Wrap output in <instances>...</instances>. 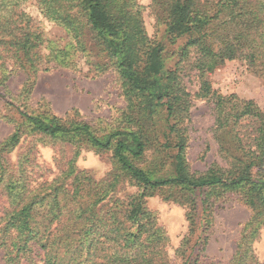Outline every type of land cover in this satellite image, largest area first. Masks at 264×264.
Here are the masks:
<instances>
[{"label": "trees", "instance_id": "obj_1", "mask_svg": "<svg viewBox=\"0 0 264 264\" xmlns=\"http://www.w3.org/2000/svg\"><path fill=\"white\" fill-rule=\"evenodd\" d=\"M21 1L0 0V100L21 119L0 144V193L9 203L0 215V264H21L24 258L36 264L35 252L45 264H174L167 252L170 238L147 206V198L167 190L202 194V233L191 246V225L175 252L180 264L210 260L204 248H195L208 241L210 198L226 192L238 193L252 211L230 264H264L253 248L264 226V110L253 101L219 94L204 78L226 61L240 59L264 80V0H152L156 25L176 46L168 57L163 41L148 35L146 7L138 0H36L42 14L71 36L63 49L51 47ZM79 55L89 60L93 78L113 68L126 99L115 125L105 132L75 119L29 112L17 97L8 98L7 82L14 74L24 72L25 87L34 86L38 72L49 71L51 63L73 68ZM170 57H176L173 67ZM188 71L199 73L195 95L184 83ZM193 99L213 101L216 130L232 135L227 170L190 171L184 124ZM162 117L164 130L157 127ZM26 133L33 145L49 139L111 151L116 168L95 180L77 172L73 158L52 181L33 186L29 155L16 167L8 158ZM160 133L166 139L163 150H175L174 175L166 178H155L140 166ZM127 179L139 191L117 198Z\"/></svg>", "mask_w": 264, "mask_h": 264}, {"label": "rangeland", "instance_id": "obj_2", "mask_svg": "<svg viewBox=\"0 0 264 264\" xmlns=\"http://www.w3.org/2000/svg\"><path fill=\"white\" fill-rule=\"evenodd\" d=\"M146 7L143 17L148 35L157 41H163L165 52H172L176 46L170 44L164 33V27L156 25V18L150 4L152 0H138ZM23 12L30 16L35 25L40 28L45 39L52 42L51 47L61 49L69 47L71 36L55 21L47 19L36 0H22ZM48 46V42L45 43ZM48 52V50L46 51ZM176 57L168 58V66L173 67ZM77 65L73 68H62L51 63L49 71L38 72L34 86L25 87L27 76L24 72L14 74L7 82L10 94L8 98L17 97V103L29 112L42 116L56 115L71 118L80 122L92 124L101 132L115 125L120 110L127 105L122 94L118 77L113 68L99 77L93 78L90 73L91 64L87 58L79 55ZM204 78L211 84L213 90L223 96H235L239 100L253 101L264 110V80L255 75L243 60L226 61L212 72H207ZM187 90L195 95L200 86L199 73L188 71L184 77ZM25 87V88H24ZM213 101L193 99L189 110V119L184 126L187 128V160L191 173L203 174L211 168L227 170L230 160L227 154H232V135L224 130L217 131L215 120L217 111ZM164 117L157 124L158 129H165ZM19 114L4 100H0V144L8 139L19 125ZM99 135V132H98ZM151 149L146 152L140 166L148 169L155 178H166L174 175L171 158L175 150L171 147L164 151L161 142L165 143L162 133ZM173 141L171 138H169ZM29 133L21 138V143L8 154L10 163L16 167L22 159L29 155L33 160L30 169L33 186L42 182H50L61 171L66 170L68 162L75 158L76 171H85L95 180L107 178L114 172L116 166L111 151L100 153L95 149L81 144H70L49 139L36 142ZM139 191L135 183L129 179L119 186L116 197L124 199ZM220 197L210 198L212 224L208 232V241L204 240L195 248L205 249V255L210 259L206 264H230L237 251L238 241L245 225L250 221L252 211L242 201L236 192L222 193ZM164 196L169 197L166 199ZM147 206L158 216V223L170 238L167 252L174 264H180L176 250L182 240L189 236L193 224V234L189 236L191 246L195 244L202 233L200 223L203 217L202 194L189 193L180 190H167L165 194H156L147 198ZM9 205L8 198L0 193V215ZM259 260L264 261V226L253 245ZM0 251V257L3 255ZM35 256L36 264H45L42 255ZM21 264H30L23 259Z\"/></svg>", "mask_w": 264, "mask_h": 264}]
</instances>
